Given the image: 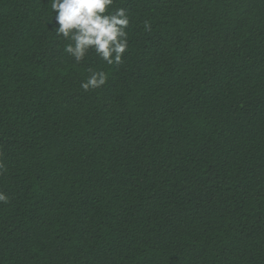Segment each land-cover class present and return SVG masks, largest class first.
Returning a JSON list of instances; mask_svg holds the SVG:
<instances>
[{
	"label": "trees",
	"instance_id": "obj_1",
	"mask_svg": "<svg viewBox=\"0 0 264 264\" xmlns=\"http://www.w3.org/2000/svg\"><path fill=\"white\" fill-rule=\"evenodd\" d=\"M49 2L0 0V264H264V0H115L112 66Z\"/></svg>",
	"mask_w": 264,
	"mask_h": 264
},
{
	"label": "clouds",
	"instance_id": "obj_2",
	"mask_svg": "<svg viewBox=\"0 0 264 264\" xmlns=\"http://www.w3.org/2000/svg\"><path fill=\"white\" fill-rule=\"evenodd\" d=\"M51 10L55 13L58 25L57 37L69 41L64 51L75 62L83 61L89 51L107 65H119L128 49L130 19L127 9L114 7L115 0H50ZM144 28L151 30L148 21ZM81 82L85 91L95 90L107 82V73L103 70L92 71ZM8 196L0 192V202L7 203Z\"/></svg>",
	"mask_w": 264,
	"mask_h": 264
}]
</instances>
